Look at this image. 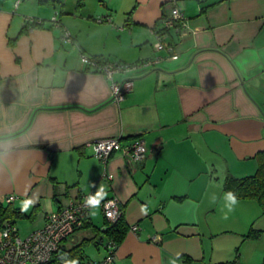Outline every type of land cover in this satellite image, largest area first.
Returning a JSON list of instances; mask_svg holds the SVG:
<instances>
[{
    "label": "crops",
    "instance_id": "0c3cea01",
    "mask_svg": "<svg viewBox=\"0 0 264 264\" xmlns=\"http://www.w3.org/2000/svg\"><path fill=\"white\" fill-rule=\"evenodd\" d=\"M78 1L0 0V199L32 200L38 228L69 199L115 197L137 230L106 261L107 236L88 241L105 228L91 207L63 242H84L79 264H264V210L249 199L228 212L222 187L226 174H253L264 150V0ZM174 5L181 35L164 28ZM80 53L157 62L115 73L132 81L115 101L112 81ZM112 137L121 148L103 163L91 145ZM135 138L146 154L133 163L124 149Z\"/></svg>",
    "mask_w": 264,
    "mask_h": 264
},
{
    "label": "built area",
    "instance_id": "2783aa9c",
    "mask_svg": "<svg viewBox=\"0 0 264 264\" xmlns=\"http://www.w3.org/2000/svg\"><path fill=\"white\" fill-rule=\"evenodd\" d=\"M57 14L58 11H55L52 16L51 20L54 23H58ZM26 20L32 21L33 18H26ZM163 23L165 29L173 28L177 34L181 35L184 27V16L181 8L174 5L163 16ZM65 40L70 41L68 34L65 35ZM159 46L160 48L164 47L162 44ZM165 47L170 48V46ZM80 57L85 66L103 73L112 81L111 97L115 101L122 100L124 95L130 92L132 88V81L129 78H124L120 82H114L112 78L115 73L127 74L133 71L138 72V70L152 66L157 62L156 60H145L131 64L107 61L100 62L96 58L84 53H80ZM172 58H177V55H173ZM91 147L94 157L103 163H106L112 151L121 148L119 138L115 137L98 139L92 143ZM124 151L131 162H141L146 154L144 141L141 138H135ZM103 176L109 180L111 179V175L107 172H104ZM90 196H95V194L89 193L82 195L78 199H69L57 211L47 214L44 218L43 225L32 229L24 238L18 234V230L14 225L5 223L1 228L0 264L48 263L58 249V246L69 238L77 227L82 225L85 216L91 208V206L85 203L86 199ZM6 201L10 202V198H7ZM100 207L103 218L108 223H116L122 216L123 211L115 197L101 199ZM109 212L112 213V218H109ZM129 229L135 232L137 226L131 225ZM113 248L114 245L111 242L107 244L106 261L112 260L114 254Z\"/></svg>",
    "mask_w": 264,
    "mask_h": 264
},
{
    "label": "trees",
    "instance_id": "16d2710c",
    "mask_svg": "<svg viewBox=\"0 0 264 264\" xmlns=\"http://www.w3.org/2000/svg\"><path fill=\"white\" fill-rule=\"evenodd\" d=\"M40 1H47V0H40ZM83 1L79 0L77 2L78 7H82ZM25 27L27 24L29 26H41L42 21L33 18L32 21H28L25 19ZM22 30H25L24 28ZM98 61L104 62L100 57H95ZM255 160L257 163V168L255 172L251 175L244 176V177H235L230 174H226L222 181L223 190L228 193L229 191L233 192L237 197V200H255L264 210V150L258 151L255 154ZM121 209H123L121 207ZM123 211V210H122ZM19 216H27L25 212L21 211V208H14L10 205V202L4 201L0 199V229L5 225V223H10L14 225L13 218ZM88 214L85 216L84 221L81 226L77 227L75 231L82 227L87 220ZM130 226L127 225L124 221V216H122L116 223H108L105 221V228L99 229L96 232V235L88 241H92L98 243L99 238L96 236L103 232L108 241L105 244V248L107 250V244L110 242L114 245L113 252L115 251L116 246L122 240L126 230ZM97 229V228H96ZM74 231V232H75ZM257 232L250 230L244 237H255ZM64 242V241H63ZM63 242L58 246V249L53 254L51 260L46 264H79L81 263V259L83 258V245L84 242H80L70 248L65 247ZM184 262L190 261V258L187 255L183 257ZM218 264H234L233 261H226Z\"/></svg>",
    "mask_w": 264,
    "mask_h": 264
},
{
    "label": "rangeland",
    "instance_id": "374dc122",
    "mask_svg": "<svg viewBox=\"0 0 264 264\" xmlns=\"http://www.w3.org/2000/svg\"><path fill=\"white\" fill-rule=\"evenodd\" d=\"M63 203H66V202H63ZM41 211L39 212V211H37V209L29 208L27 211V216H19V217L13 218L14 226L17 228L18 234L21 237H23V238L26 237L32 231V229H34L35 225H39L40 217H41L40 216ZM100 219H101V222L103 224H105V220H104L102 214L100 216ZM0 237H1V229H0ZM93 248L96 249V247L94 245H93ZM100 251H102V252L104 251V248L102 245H100Z\"/></svg>",
    "mask_w": 264,
    "mask_h": 264
},
{
    "label": "clouds",
    "instance_id": "9594fccd",
    "mask_svg": "<svg viewBox=\"0 0 264 264\" xmlns=\"http://www.w3.org/2000/svg\"><path fill=\"white\" fill-rule=\"evenodd\" d=\"M105 193L103 192V189H101L100 191H98L96 193L95 196H90L86 199L85 203L88 206H91L93 209H98L99 208V204H100V200L104 197ZM227 200L229 201V203L226 205V207L228 208V212L233 211V206L236 205L238 203L237 197L235 196V194L231 191H229L227 193ZM33 201L32 200H25L22 202L21 204V211L22 212H26L29 208V205L32 204ZM97 214V212H93L91 213L92 216H95ZM109 218H112V213L109 212L108 213ZM225 219H227V213H225L224 216ZM171 264H178V261L176 260H172Z\"/></svg>",
    "mask_w": 264,
    "mask_h": 264
}]
</instances>
